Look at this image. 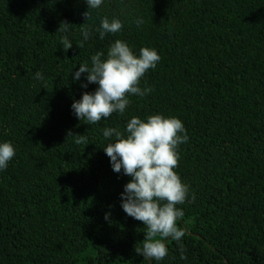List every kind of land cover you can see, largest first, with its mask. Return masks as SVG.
Returning a JSON list of instances; mask_svg holds the SVG:
<instances>
[{"label":"trees","instance_id":"obj_1","mask_svg":"<svg viewBox=\"0 0 264 264\" xmlns=\"http://www.w3.org/2000/svg\"><path fill=\"white\" fill-rule=\"evenodd\" d=\"M88 10L86 0H0V143L16 150L0 170V264H264V0H103L87 20ZM104 17L123 29L101 40ZM117 39L137 56L157 50L140 82L153 91L129 96L123 115L80 121L71 105L98 85L71 73ZM154 114L180 119L189 138L175 169L189 186L177 205L186 235L158 262L135 251L144 225L121 207L131 178L103 150L115 140L103 129Z\"/></svg>","mask_w":264,"mask_h":264},{"label":"clouds","instance_id":"obj_2","mask_svg":"<svg viewBox=\"0 0 264 264\" xmlns=\"http://www.w3.org/2000/svg\"><path fill=\"white\" fill-rule=\"evenodd\" d=\"M86 3L89 10L97 9L103 0H86ZM89 10L83 13L87 20ZM136 23L139 26L143 21L137 20ZM70 25L63 21L58 31L67 32ZM122 29L120 19L104 17L95 31L103 40L106 35L116 34ZM81 31L83 40L78 44L79 48L84 47V41L91 35L86 22L82 24ZM61 44L65 51L73 47L67 36L62 38ZM160 60L156 49L143 47L137 56L127 42L119 39L110 45L106 57L103 51L96 52L91 57V66L81 64L77 71L71 73L74 81L87 74V83L81 85L84 88L88 84L98 85L94 92H84L80 100L73 102L71 107L75 116L80 121L95 124L113 113L123 115L131 103L129 96L144 97L153 91L149 87L142 89L140 82ZM35 78L43 80V75L37 72ZM69 135L75 136V143L87 144L85 136L71 131ZM103 136L106 139L115 137L114 142L103 148L113 171H122L123 175L131 178L121 194V207L128 216L144 225L142 246H136L135 251L146 260L162 261L169 251L166 241L170 238L179 242L186 235L185 230L178 227L184 212L177 205L186 202L189 186L175 171L180 160L179 146L189 139L183 122L161 114L150 115L146 120L132 117L124 132L118 128H105ZM15 154L16 150L10 142L0 143V170L7 168ZM183 251L181 245V259L186 258Z\"/></svg>","mask_w":264,"mask_h":264}]
</instances>
